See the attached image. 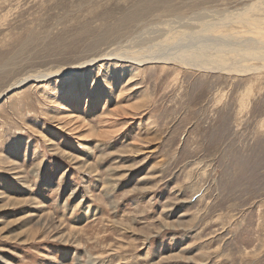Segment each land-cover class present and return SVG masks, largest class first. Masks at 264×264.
Listing matches in <instances>:
<instances>
[{"label": "rangeland", "instance_id": "obj_1", "mask_svg": "<svg viewBox=\"0 0 264 264\" xmlns=\"http://www.w3.org/2000/svg\"><path fill=\"white\" fill-rule=\"evenodd\" d=\"M155 30L234 58L264 0H0V264H264V59L121 53Z\"/></svg>", "mask_w": 264, "mask_h": 264}, {"label": "bare ground", "instance_id": "obj_2", "mask_svg": "<svg viewBox=\"0 0 264 264\" xmlns=\"http://www.w3.org/2000/svg\"><path fill=\"white\" fill-rule=\"evenodd\" d=\"M208 16H210V15L207 14V13H200L198 15H195L193 17V20L197 21L199 23H204V22H206L207 19H209ZM190 20H192V19H190ZM206 23H208V22H206ZM186 24H188V27H191V28H192V26L194 27L193 23H191V22H189V23L187 22ZM201 25L202 24H200V26ZM214 25H216V23ZM183 26L185 28H187V25H183ZM203 28H204V26L200 27V28H197L198 30L195 31V33H196L195 36L196 37L195 36L194 37L196 38V40H197V35H199L202 38L206 37L205 36L206 33H205ZM190 29H189L188 33L191 32ZM205 30H207V29H205ZM170 31H171V29H170ZM152 33H153V35H150V37L147 38L148 40L146 42H145V40L140 39L142 43H149L150 44L145 49H141L139 51H135V50L133 51V50H131L134 47L132 45V46H130V48L127 49V51H126V49L123 50V51L121 50V53L122 52H123L122 54L129 53L128 57L130 58V60H132V61H134V62H136L138 64L139 63L142 64V62H145V61H154V60L175 61V62H179V60H184V61L187 60V63H184L186 67L194 69V70H204V71H208V72H210V71H223V72H227V73L235 72V73H238V74H243V73H246V72L259 70V69H261V67H264V65L261 66V67H254V66H251V65L248 66V65H245V64L243 65V63H241V60H239V59H244V58H239L238 59V57H243L244 55L245 56L250 55L252 57L254 56V57H259V58H263L264 59V48L261 49V50L253 49L252 52H251L252 54H251V53H249L250 51L249 52L248 51L244 52L241 49H237V48L233 47L236 50L237 55L234 58L226 59L227 50L223 53V55H221L220 54V50L215 49L214 45H211V44L207 45V48H208L207 50H205L206 47L205 48L203 47L204 44H200V45L198 44V46H196V48H194V46H191V45L188 46V47H179V45H175L174 47H172L170 41H168V43H170V46L169 45L167 46L168 43L166 42V45H165L164 44L165 41L161 40V37H163V30H155V31H152ZM200 37H198V40H199ZM138 38H139V36H138ZM223 41L224 40H222L220 42H223ZM208 43H210V42H207V44ZM218 44L221 45V43H218ZM128 50H130V52H128ZM183 50H185L187 53L184 52ZM176 53H180L181 55L180 54H176ZM112 55H118V54L116 53V54H112ZM112 55H109L108 57H112Z\"/></svg>", "mask_w": 264, "mask_h": 264}]
</instances>
